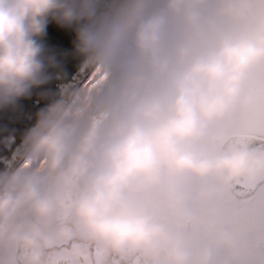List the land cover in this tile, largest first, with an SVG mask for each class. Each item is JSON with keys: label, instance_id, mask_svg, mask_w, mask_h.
<instances>
[{"label": "clouds", "instance_id": "1", "mask_svg": "<svg viewBox=\"0 0 264 264\" xmlns=\"http://www.w3.org/2000/svg\"><path fill=\"white\" fill-rule=\"evenodd\" d=\"M75 22L91 84L38 115L0 172V264H264L238 182L264 176V0H0V105L41 82L37 37ZM243 138V139H242Z\"/></svg>", "mask_w": 264, "mask_h": 264}, {"label": "water", "instance_id": "2", "mask_svg": "<svg viewBox=\"0 0 264 264\" xmlns=\"http://www.w3.org/2000/svg\"><path fill=\"white\" fill-rule=\"evenodd\" d=\"M78 25H62L49 18L45 32L37 37L44 70L41 82L8 105H0V172L25 163L26 136L35 127L38 115L65 101L81 89L88 61L77 49Z\"/></svg>", "mask_w": 264, "mask_h": 264}, {"label": "snow or ice", "instance_id": "3", "mask_svg": "<svg viewBox=\"0 0 264 264\" xmlns=\"http://www.w3.org/2000/svg\"><path fill=\"white\" fill-rule=\"evenodd\" d=\"M94 77L95 74L90 77L86 86L91 84ZM242 103L252 113L247 125V138L259 141L257 149L264 152V98L246 95ZM236 192L240 197L237 204L241 215L246 220L257 224L261 233L264 234V176L258 177L251 184L238 182ZM68 251L74 258L75 264H99L98 252L93 253L90 249H84L74 243Z\"/></svg>", "mask_w": 264, "mask_h": 264}, {"label": "rangeland", "instance_id": "4", "mask_svg": "<svg viewBox=\"0 0 264 264\" xmlns=\"http://www.w3.org/2000/svg\"><path fill=\"white\" fill-rule=\"evenodd\" d=\"M91 76H92V75H91ZM91 76H85V79H84V81H83V84H82V87H81V88H84V87L88 84L89 79H90Z\"/></svg>", "mask_w": 264, "mask_h": 264}]
</instances>
